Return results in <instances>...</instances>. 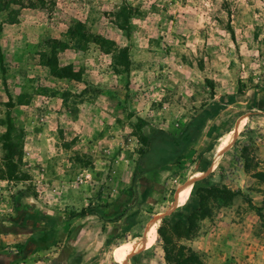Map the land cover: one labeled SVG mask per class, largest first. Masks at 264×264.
<instances>
[{
    "label": "rangeland",
    "instance_id": "rangeland-1",
    "mask_svg": "<svg viewBox=\"0 0 264 264\" xmlns=\"http://www.w3.org/2000/svg\"><path fill=\"white\" fill-rule=\"evenodd\" d=\"M0 57V264H264V0H0Z\"/></svg>",
    "mask_w": 264,
    "mask_h": 264
},
{
    "label": "trees",
    "instance_id": "trees-1",
    "mask_svg": "<svg viewBox=\"0 0 264 264\" xmlns=\"http://www.w3.org/2000/svg\"><path fill=\"white\" fill-rule=\"evenodd\" d=\"M140 122L144 121L139 118L137 127H140ZM199 124V118L195 117L187 123L185 129L177 136H172L160 128H152L147 137V148L141 153L136 162L138 169L149 170L157 166H162L168 161L182 157L187 153L190 135ZM201 155L202 151L199 153V157ZM206 164L207 162L201 165L199 170H204ZM34 237L30 240H37ZM106 242H108V239ZM38 243L41 247L44 246L43 243Z\"/></svg>",
    "mask_w": 264,
    "mask_h": 264
},
{
    "label": "crops",
    "instance_id": "crops-1",
    "mask_svg": "<svg viewBox=\"0 0 264 264\" xmlns=\"http://www.w3.org/2000/svg\"><path fill=\"white\" fill-rule=\"evenodd\" d=\"M64 77V78H63ZM63 77H58L57 79H62V80H66V79H68V77L69 76H63ZM56 78V77H55ZM71 79H75L74 77L73 78H71ZM67 81V80H66ZM69 81H72V80H69ZM68 82V81H67ZM64 95V94H63ZM30 243L32 244V243H35V242H31L30 241ZM69 250L70 249H68V248H65V247H63L62 249H61V251H60V255L59 256H57V257H55L53 260H51L49 263L50 264H54V262H56V261H58L57 263H59V264H67V258H68V253L67 252H69ZM36 253V252H35Z\"/></svg>",
    "mask_w": 264,
    "mask_h": 264
},
{
    "label": "water",
    "instance_id": "water-1",
    "mask_svg": "<svg viewBox=\"0 0 264 264\" xmlns=\"http://www.w3.org/2000/svg\"><path fill=\"white\" fill-rule=\"evenodd\" d=\"M196 179H197V178H194V179L191 180V182H189V183H193ZM186 185H187V184L183 185L182 187H184V186H186ZM182 187L178 188V190L176 191V193H175V195H174V204H177L178 194H179V191H180V189H181ZM162 215H164V214H162ZM159 217H161V216H158V218H159ZM146 240H147V232L144 233V236H143V238H142V240H141V244H140V245H143V244L146 242ZM137 250H138V249L134 250L133 253L137 252ZM133 253H132V254H133ZM121 264H127V257H125V259H123V261H121Z\"/></svg>",
    "mask_w": 264,
    "mask_h": 264
},
{
    "label": "bare ground",
    "instance_id": "bare-ground-1",
    "mask_svg": "<svg viewBox=\"0 0 264 264\" xmlns=\"http://www.w3.org/2000/svg\"><path fill=\"white\" fill-rule=\"evenodd\" d=\"M178 199H179V194H178ZM179 201V200H178ZM152 228V227H151ZM146 241H148V237H147V240Z\"/></svg>",
    "mask_w": 264,
    "mask_h": 264
}]
</instances>
